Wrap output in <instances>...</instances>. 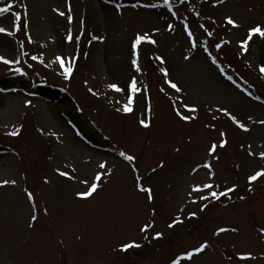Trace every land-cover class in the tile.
Listing matches in <instances>:
<instances>
[{
    "label": "rangeland",
    "instance_id": "374dc122",
    "mask_svg": "<svg viewBox=\"0 0 264 264\" xmlns=\"http://www.w3.org/2000/svg\"><path fill=\"white\" fill-rule=\"evenodd\" d=\"M205 1L171 0L177 12L173 17L163 0H70V13L69 0H0V7L14 4L9 13L0 14V25L15 34L0 33V56L20 61L10 68L0 62V181H17L0 187V264H169L175 253L205 240L210 247L184 264H264V236L259 234L264 227V178L248 182L252 171L264 165L259 158L264 151V125L259 123L264 119V75L259 73L264 39L254 37L248 53L240 47L251 26H264V0ZM116 4L122 9L117 11ZM149 4L160 7H146ZM22 5H27L26 12ZM57 8L73 16L71 24L54 11ZM15 12L22 13L18 32L13 27ZM229 15L239 28L226 23ZM185 18L196 38L195 48L183 30ZM68 29L71 43L65 39ZM145 33L157 43H141L142 71L136 73L131 45L136 34ZM77 49L79 63L68 79L53 61L57 55L73 56ZM218 65L238 84L227 80ZM161 68L168 69V79L181 92L167 85ZM131 75L146 92L137 95L134 112L127 114L117 111L123 95L107 85L123 87ZM146 94L155 111L150 129L138 124ZM174 100L197 108L188 113L182 103L175 105L196 118L180 120ZM221 108L250 131L240 129L218 111ZM14 131L19 135H10ZM222 132L229 143L217 148V161L207 150L210 142L219 143ZM122 151L135 155L136 161L125 160L119 155ZM208 160L220 190L236 185V191L219 201L193 204L187 193L192 184L209 182L208 170L200 167ZM104 162L110 175L102 178L92 197H78L77 192L88 188L83 181L91 182ZM63 171L75 179L61 176ZM137 172L143 177L139 182L153 188V200L137 189ZM26 189L36 197L34 227H29L33 209ZM176 217L182 223L169 228ZM153 219L155 226L142 233L141 226ZM219 227L239 232L217 237ZM156 232L163 236L154 239ZM133 240L141 247L121 250ZM239 252H252L256 259L240 261L234 255Z\"/></svg>",
    "mask_w": 264,
    "mask_h": 264
},
{
    "label": "snow or ice",
    "instance_id": "6c2138e0",
    "mask_svg": "<svg viewBox=\"0 0 264 264\" xmlns=\"http://www.w3.org/2000/svg\"><path fill=\"white\" fill-rule=\"evenodd\" d=\"M183 2H184V0H181V3H183ZM218 2L222 3L223 0H218ZM163 6L167 9V11L171 14V16H173V17L177 16V12L173 11L171 0H163ZM13 7H14L13 3H5L3 7H0V14L9 13ZM22 7L26 12L27 5H22ZM122 7H123V5H121V4L115 5V8L117 11L122 9ZM133 7H135V5H133ZM146 7L158 8V7H160V5L149 4V5H146ZM54 11L57 12V14L59 16H66L68 23L69 24L72 23L73 16L71 14L66 15L65 11H61L58 8L54 9ZM67 12L68 13L71 12L70 0L68 3ZM196 15L199 16L200 13L197 12ZM21 20H22V13L21 12H15L14 17H13V27L15 28V30L17 32L20 31V29H21ZM226 23L228 25H231L233 28H239L240 27V24L231 15L227 16ZM167 27L169 30L174 29V25L172 23H169L167 25ZM199 27L204 28V25L201 24V25H199ZM183 30L187 33L191 47L195 48L197 46V41H196V38H195L191 28L189 27V24H188L186 18L183 21ZM156 31L158 32L159 29H156ZM6 32H8V34H12L9 32V30L6 27L0 25V33H6ZM82 35H83V32L80 33V36H82ZM207 35L209 37H211L213 35V32L208 31ZM257 35L261 39H264V26H261V24H255L254 26H251L248 29L246 36L241 38L240 47L242 48L244 53H248L249 44L253 40V38L256 37ZM80 36L76 37L77 41H79ZM65 39L69 43H71L73 41V35H72L71 29L67 30ZM93 39L100 40L101 37L93 36ZM28 40L30 42L32 41V37L30 34L28 36ZM144 41H147L153 45H155L157 43V41L155 39H153L147 33L135 35L134 40H133L132 45H131V48H132L131 66L135 70L136 73H140L142 71L141 66H140V56H139V50L138 49H139V46L141 45V43ZM202 43L205 44V51H208L207 46H206V42H202ZM229 43H230V41H229ZM21 47H23V44H21ZM221 47H222L221 44H216L217 49H220ZM25 55H26V53H25ZM208 55H209L212 63L217 64V58L212 56L211 52H209ZM31 58L33 60L40 59L38 56H32ZM187 58L188 57H186V59ZM78 59H79V49H77L76 53L73 56L57 55L53 62L58 63L59 66L61 67V69L63 70V75L66 78L71 79L73 76V73L76 70V66H77L76 61ZM155 59L158 60L161 64L165 63L163 56H157V57H155ZM0 62L7 64V65H13V64H19L20 63V61L18 59H11L10 60V59L5 58L4 56H0ZM40 62L43 63V60H40ZM218 67H219V71L222 74L226 75L227 80L235 83V81L233 80V77L231 75H227L225 73V69L222 66L218 65ZM15 71L21 72L22 69L16 68ZM161 72L163 73V75L165 77L167 85H169L172 89H175V91L178 93L182 91V89L176 83H174L171 79H168L169 72H168L167 68H161ZM259 73L261 75H264V64H262L260 66ZM107 87L109 89L115 91L116 93H120L123 95L124 102L122 103V109H117V111L122 110L124 113H127V114H132L134 112V105L136 102L137 95L142 93V92H146V89L141 86V83L138 81L136 75H131L129 77V79L124 82L123 87H121L119 83H115V82L109 83L107 85ZM89 91L92 92V89L90 88ZM161 91L163 92V91H165V89L161 88ZM245 91H247V90H245ZM93 94H96V93H93ZM247 94L249 96L252 95L251 92H248ZM254 99L260 100V97L256 96V97H254ZM117 103H119V101H117ZM172 103L174 106L175 115L180 120L188 122V121H191V120L196 118L190 114L185 115L184 111H182L181 107H175V105L182 103L183 109L186 110L188 113L197 112L198 111L197 108L191 106L188 103H183L180 100H174V101H172ZM218 111L223 112V114L225 116L229 117L243 131H245V132L250 131V129L246 126V124L244 122H242L241 120H239L236 115H233L227 108H221V109H218ZM152 113H153V105L151 102V97L146 94L145 95V108H144L143 112H141V114H140V118L138 119V124L145 129H150L152 127V120H153ZM248 119H251V116H249ZM259 123L261 125H264V119L259 120ZM210 127L214 128V125H212ZM10 135L17 136V135H19V132L14 131V132L10 133ZM220 137H221V139H220L219 143L210 142L209 148L207 150V156L208 157L215 156V159L217 161L219 160V156L216 155L217 148L218 147H220V148L226 147L229 143L226 133H223V132L220 133ZM251 147H252L251 145H248L249 150L251 149ZM119 155L124 157V159L129 161V162H135L137 159L135 155H130V154H127L123 151L120 152ZM249 155L255 157L256 153L249 151ZM259 158H260V160L264 161V151H261L259 153ZM160 166L163 167L162 164ZM200 167L208 170L209 182L194 183L190 186V190L188 191L187 196L190 199L191 203L195 204V203H199L200 201H210V200L219 201L221 199V197H228L229 194L234 193L236 191V187H237L236 185H233L231 187H225L223 190H220V185L215 183L216 173L213 170V165H212L210 160L201 164ZM99 168L102 171H97L91 182L87 179H85L83 181V183L85 185H88V188L85 191H81V192L76 193V195L78 197H80L81 199H87L89 197H92L93 194L96 193L98 188L100 187V182H101L102 178L106 174L110 175V173L107 170V162L101 163L99 165ZM57 171H59V169ZM72 171L74 172L75 169H72ZM152 171L155 172V169H153ZM193 171L197 172V171H199V168L193 169ZM59 174L63 177H67L69 179H75V177L70 175V173L67 171L59 172ZM261 178H264V165H261L258 170L254 169L252 171V173L248 176V182H249V184H252V183L260 180ZM136 179L138 181L136 184L137 189L142 193H146L147 199L149 201L153 200L155 198L154 194H153V188L152 187H145L143 185V183L139 182V181L143 180V177H140L138 172H137ZM47 182L48 181H46V183ZM9 184L16 185L17 181L15 179H12V180L5 179L3 181H0V187L7 186ZM25 192H26V197H27L28 201L30 202V207H31V209H33L32 214H31V222L29 223V227H34V222L38 219V216L36 215V212L34 211L36 209V197L34 196L32 191H28L26 189ZM205 192H207L206 195L203 194ZM241 199H243V197H241ZM208 206H209L208 203L203 204V209H207ZM181 211H183V209H181ZM45 212H47V209H45ZM155 214H156L155 209H153L152 210V217H155ZM190 215L194 217V216H196V213L192 212ZM179 223H182V220L179 217H176L172 220V222L168 225V227L174 228ZM154 226H155V221L153 219L149 222L144 223L141 226L140 231L142 233H145V234L149 233L150 229H152ZM227 232L238 233L239 229L235 228V227H233V228L219 227L216 230L215 235L217 237H219L221 234L227 233ZM259 234L261 236H264V227H262L260 229ZM162 236H163L162 232H156L154 239H160ZM144 238L148 239L147 235H145ZM139 247H141V245L133 240L131 242L124 243L121 246V250L127 252L129 249L139 248ZM209 247H210L209 242L207 240H205V241L201 242L198 246H195V247L191 248L190 250L184 249L181 252L175 253L173 255V257L170 259L169 264H184V262H186V261H192L193 257L204 253ZM234 255L240 261H249V260L256 259V257L253 255L252 252H239V253H235ZM232 258H233L232 256H229L228 260L231 261Z\"/></svg>",
    "mask_w": 264,
    "mask_h": 264
}]
</instances>
